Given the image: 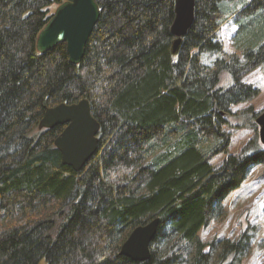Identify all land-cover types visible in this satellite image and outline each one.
<instances>
[{
  "label": "trees",
  "instance_id": "1",
  "mask_svg": "<svg viewBox=\"0 0 264 264\" xmlns=\"http://www.w3.org/2000/svg\"><path fill=\"white\" fill-rule=\"evenodd\" d=\"M93 1L99 18L74 66L64 44L35 49L62 0H0V264H242L250 232L210 243L198 233L264 168L257 134L228 154L225 131H257L258 113L233 108L258 95L242 78L264 72V0H194L175 54V0ZM228 23L237 52L225 55L218 32ZM83 99L98 151L74 172L53 146L63 128L37 126L46 109ZM153 219L149 260L120 256Z\"/></svg>",
  "mask_w": 264,
  "mask_h": 264
},
{
  "label": "water",
  "instance_id": "2",
  "mask_svg": "<svg viewBox=\"0 0 264 264\" xmlns=\"http://www.w3.org/2000/svg\"><path fill=\"white\" fill-rule=\"evenodd\" d=\"M51 18L38 33L35 41L37 53L43 55L57 45L64 44L71 65H78L83 58L88 39L99 18V9L93 0H62ZM194 0H175L174 19L170 28L175 38L172 54L192 25ZM259 143L264 146V111L255 119ZM62 127L53 142L59 152L61 164L79 172L98 151L99 123L91 116L90 106L83 99L75 104H60L46 109L37 129L50 130ZM159 220L134 228L119 249V255L134 262L150 258V244L156 234Z\"/></svg>",
  "mask_w": 264,
  "mask_h": 264
},
{
  "label": "rangeland",
  "instance_id": "3",
  "mask_svg": "<svg viewBox=\"0 0 264 264\" xmlns=\"http://www.w3.org/2000/svg\"><path fill=\"white\" fill-rule=\"evenodd\" d=\"M55 6L49 8L50 14L54 12ZM237 27L228 23L219 30L218 37L223 45L225 55L236 53L234 43ZM214 57H211L212 60ZM203 60L208 62V58ZM242 82L251 85L258 90V95L251 101L233 108V111L241 113L247 108L255 113L264 111V72L257 69L242 78ZM230 78L222 74L220 86L227 87ZM241 115V114H240ZM230 133L231 143L228 154H236L242 146L257 134L252 129L227 130ZM225 158V155L217 156L212 165H217ZM224 214L221 218L214 220L207 227L200 230L198 237L203 243L228 239L236 240L243 231L252 234L250 251L244 257L242 264H264V168L261 166L253 168L248 174L241 188L232 192L223 203Z\"/></svg>",
  "mask_w": 264,
  "mask_h": 264
}]
</instances>
